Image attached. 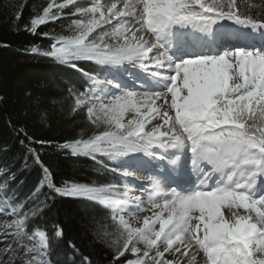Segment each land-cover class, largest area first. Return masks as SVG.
I'll list each match as a JSON object with an SVG mask.
<instances>
[{"label":"snow or ice","instance_id":"1","mask_svg":"<svg viewBox=\"0 0 264 264\" xmlns=\"http://www.w3.org/2000/svg\"><path fill=\"white\" fill-rule=\"evenodd\" d=\"M73 4L49 0L24 30L36 35ZM251 7L243 0H119L75 8L73 34L56 38L42 55L84 79L72 92L73 112L86 108L99 130L55 147L125 178L141 174L139 194L127 182L57 187L31 147L54 142L23 133L42 177L25 201L2 197L0 214L9 219L0 221V235L15 238L3 249L9 259L20 249L23 264H54L47 229L27 230L55 199L26 210L47 186L56 196L112 210L115 234L96 235L112 250L113 264H264V14ZM21 17L16 12L17 22ZM145 195L151 215L141 222L125 206L144 212ZM50 227L63 239L58 222ZM67 247L79 251L71 240ZM81 264L92 260L83 255Z\"/></svg>","mask_w":264,"mask_h":264},{"label":"trees","instance_id":"2","mask_svg":"<svg viewBox=\"0 0 264 264\" xmlns=\"http://www.w3.org/2000/svg\"><path fill=\"white\" fill-rule=\"evenodd\" d=\"M49 0H0V193L12 202H23L39 184L40 166L29 155L28 141L23 135L37 140L53 141V146L31 145L40 153V159L49 167L53 183L60 187L64 181L108 184L116 183L118 176L83 156H72L59 151L55 143L65 140L87 139L97 131L89 122L84 108L73 112V90L85 86L84 79L42 53L49 50L59 36H67L70 18L61 16L56 21L38 27L36 35L24 30V25ZM251 5L252 14H264V0H243ZM22 11L17 22L15 14ZM49 33L45 38L41 33ZM36 46L37 54L30 48ZM95 65L85 63L84 69L93 72ZM98 74V73H97ZM23 130V132H21ZM24 140V144H21ZM14 177V178H13ZM51 207L42 216L30 219L27 230L39 224L48 231L52 249L50 255L59 264H81L88 255L92 264H113L112 251L96 235L98 219L106 217V210L89 201L65 199L56 196L45 186L37 198L27 202L26 210L44 201ZM58 222L64 230L57 240L50 225ZM101 222V221H100ZM73 241L79 251L67 247ZM72 259V260H69Z\"/></svg>","mask_w":264,"mask_h":264},{"label":"rangeland","instance_id":"3","mask_svg":"<svg viewBox=\"0 0 264 264\" xmlns=\"http://www.w3.org/2000/svg\"><path fill=\"white\" fill-rule=\"evenodd\" d=\"M57 3H63V0H57ZM111 3H119V0H74V4L73 5H69L68 7L64 8L62 10V14H61V16H66V17L70 18V21H68V23H69V27L68 28L69 29H68L67 36H70V35L73 34V31H72V20L78 18L76 16L70 15L75 10L76 7H91L93 4H102L106 8ZM55 10L56 9H53V11H55ZM97 75L100 78H102V74L98 73ZM82 108H84V107H82ZM84 109L86 111V115H87V118H88L89 122L92 124L93 128L96 129V131L98 132L99 129L97 128L96 125H94L91 122V118L87 114V109L86 108H84ZM80 156H83V155H80ZM83 157H86V156H83ZM86 158H88V157H86ZM101 159H105V161H106V158H101ZM108 163L110 164V166H115L114 163H111V162H108ZM115 174H117V176H118L117 182L115 184L120 185L123 188V185L125 183L124 182V177L121 176L118 173H115ZM140 179L142 180V176H140ZM2 197L3 196L0 193V209L6 207V205L3 203ZM97 205H100V204H97ZM100 206H101L102 209L106 210V217L102 218L101 220L100 219L97 220L98 221L97 224L100 223L99 224V226H100L99 227L100 228L99 231L101 233L107 231L108 233L114 235L116 230L119 227V222H118V220L114 221L112 219V216H113L114 213L112 212V210L110 208H108L106 206H102V205H100ZM240 211H242V210H240ZM126 212H132V211H131V209H127L126 208ZM125 217L129 218L127 215ZM5 219H9V217H6V216L0 214V221H3ZM4 231H5V229L0 228V233H2ZM100 240L107 246V244L104 242V240H102V239H100ZM25 243H30V242L25 241ZM8 244H15V238L11 237V236L8 237V238H4L2 235H0V260H3L4 264H23V255H24V253L20 249H17V251H15V252H13L11 254V256H12L11 259L8 258V255L5 254V252L3 251V249L6 248ZM126 256L128 258H133L130 253H126ZM51 258H53V257L51 256ZM53 259H56V258L54 257ZM123 259L124 258H121V260H123ZM69 260H72V259H69ZM54 264H56V263L54 262Z\"/></svg>","mask_w":264,"mask_h":264},{"label":"bare ground","instance_id":"4","mask_svg":"<svg viewBox=\"0 0 264 264\" xmlns=\"http://www.w3.org/2000/svg\"><path fill=\"white\" fill-rule=\"evenodd\" d=\"M140 176H142V175L141 174H136L135 177H129V178H125L124 177V182L128 183L130 191L132 193H134V194H139L138 185L141 182ZM144 199H145V204L141 205V207L145 208L144 212L137 211V209L135 208L134 205H126L125 206L127 209H131L132 212H135L136 215L141 218V222H142V218H143L144 215H151V212L147 210L150 206L147 204V196L146 195H145ZM126 219H128V218H126ZM133 223L134 224L136 223L135 219H133Z\"/></svg>","mask_w":264,"mask_h":264}]
</instances>
